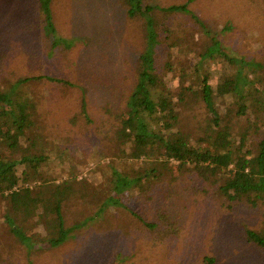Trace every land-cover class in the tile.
Instances as JSON below:
<instances>
[{"label": "trees", "instance_id": "obj_1", "mask_svg": "<svg viewBox=\"0 0 264 264\" xmlns=\"http://www.w3.org/2000/svg\"><path fill=\"white\" fill-rule=\"evenodd\" d=\"M52 1L33 0L32 4L45 23L42 28L54 35L53 46L70 48L73 39L59 35L55 28ZM111 5L117 16H126L127 27L136 32V38L141 35L145 41L132 91L124 107L119 105L121 116L113 113L115 120L110 128L116 147L114 157L121 158V153L124 154L121 159L127 168L111 166L114 175L93 190L83 180L49 175L44 165L51 149L40 131L44 129L43 114L23 89L42 78L69 86L77 84L51 75H32L20 76L8 88L0 87V146L8 150L3 154L0 151V264H20L21 257L28 259L32 247L40 246L37 238L40 234L46 236V245L50 247L64 243L71 230L81 225L66 224L63 204L70 198L96 199L102 202L99 209L117 203L133 214L132 220L145 225L154 239L159 233L160 237L170 232L178 236L184 225L167 210L174 201L170 200L168 184L173 185L184 173L212 182L226 207L256 210L258 223L244 227L239 233L236 230V235L264 250V134L257 141L254 137L264 122V54L254 60L229 53L220 39V35L232 29L229 24L217 31L197 25L206 37L203 51H199V62L190 65L189 60H184L185 55L172 52H167L169 58L162 61L157 54L161 47L166 49L167 40H174L169 43L170 49L180 44V40H187L177 36L179 27L173 21L177 13L190 12L188 2L162 6L143 0H111ZM192 17L197 20V16ZM258 20L264 23V13ZM257 40L264 44V33ZM216 59L223 61L224 69L212 82L211 68L205 72L203 69ZM161 67L173 74L174 68L179 69V77H171H176L177 88H171L160 76ZM97 76L101 78V74ZM121 80L122 76L115 78L111 90L120 88ZM78 85L85 90L81 82ZM118 104L113 105L115 110ZM197 105L201 114L194 122L192 114L198 110ZM86 108L87 102L82 98L83 117L88 120ZM106 110L112 114L110 107ZM73 117L77 120L82 116L77 113ZM243 118L247 125L241 124ZM101 123H106V119ZM252 146L256 148L254 151ZM97 164L100 165V157ZM130 199L146 200L148 212H154L152 217L131 209L127 204ZM178 200L182 201L181 195ZM177 210L182 212L181 207ZM193 226L189 236L197 233L192 231ZM230 242L223 237L217 243L225 246ZM5 254L10 255L8 259ZM12 256L19 259L12 262ZM224 261L218 251L202 255L195 250L191 264H225Z\"/></svg>", "mask_w": 264, "mask_h": 264}, {"label": "rangeland", "instance_id": "obj_2", "mask_svg": "<svg viewBox=\"0 0 264 264\" xmlns=\"http://www.w3.org/2000/svg\"><path fill=\"white\" fill-rule=\"evenodd\" d=\"M143 1L162 6L188 2L190 12L177 13L173 21L179 27L177 36L187 40H180V44L172 49L169 43L174 40H167V44L164 43L166 49L161 47L157 54L162 61L169 58L167 52H172L185 55L184 60H189L190 65L198 63L199 51H203L206 37L197 28L203 26L202 29L207 27L217 31L225 24L231 25L232 29L224 36L220 35V39L229 53L254 60L264 54V44L257 40L264 33V23L258 20L259 15L264 13L263 2ZM32 3L33 0H0V87L8 88L20 76L32 75H51L77 84L69 86L42 78L31 81L23 90L43 114L44 129L40 131L51 149L48 163L44 165L46 172L63 179L83 180L93 190L114 175L111 166L127 168L121 159L124 154L121 153V158L114 157L116 147L110 128L115 120L113 113L121 116L120 107H124L132 91L138 58L144 50L145 41L141 40L140 33L136 38V32L127 27L128 20L124 14L117 16L111 0H53V18L58 34L73 39L70 48L63 45L54 47V35L51 33L50 36L48 29L42 28L44 22ZM193 15L197 16L198 22ZM192 29L196 31L189 36ZM210 64H206L203 71L211 68L213 82L218 72L224 69V64L221 59ZM167 69H162L160 76L168 81L171 88H177L176 77H171H179V69L174 68V74ZM120 76V88L111 90V82ZM80 82L85 92L78 85ZM82 98L87 102L88 120L83 117ZM117 103L115 110L113 105ZM109 107L112 114L106 110ZM77 113L82 117L76 120L73 116ZM200 114L199 108L192 114L194 122ZM103 119L106 123L102 124ZM241 124L248 123L243 118ZM261 126L259 134L254 135L255 141L264 134V122ZM250 148L252 151L256 149L254 146ZM0 151L2 154L8 152L2 146ZM99 157L100 165L97 164ZM180 176L173 185L168 184L170 192L167 190L171 194L170 200H174L167 206L169 215L184 225L180 235L170 232L160 237L159 233L154 239L146 226L139 220H132L133 214L122 205L116 203L99 209L102 202L96 199L70 198L63 204L66 224L81 225L72 229L66 241L58 247L46 245V236L38 235L40 246L32 247L31 255L28 259L24 257L22 260L21 257L20 264H29V260L32 264H191L195 250L202 255L218 251L225 264H264V250L253 247L236 235V230L239 233L244 231V227H253L258 223L256 210L230 209L221 203L222 198L216 195L212 182L204 181L196 174L184 173ZM179 195L182 196L180 202ZM127 204L145 217H152L154 213L148 212L146 200L135 202L130 199ZM178 207L182 212L177 210ZM193 224L192 231L197 233L189 236ZM207 226L208 229L202 232ZM223 237H228L230 244L222 246L217 243ZM4 256L8 259L10 255ZM18 259L12 256L11 261Z\"/></svg>", "mask_w": 264, "mask_h": 264}]
</instances>
